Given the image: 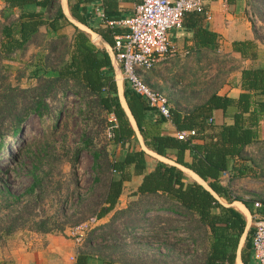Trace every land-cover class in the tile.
<instances>
[{
	"label": "trees",
	"instance_id": "trees-1",
	"mask_svg": "<svg viewBox=\"0 0 264 264\" xmlns=\"http://www.w3.org/2000/svg\"><path fill=\"white\" fill-rule=\"evenodd\" d=\"M66 1L69 18L96 34L112 48L113 36L122 32V27L118 25H107L108 22L119 20L115 15L116 1L100 0L101 18L90 13V6L95 5L98 0ZM204 12L203 9L200 13L187 14L203 21ZM259 21L262 22V19L259 18ZM66 25L72 26L62 13L58 0H2L0 62L7 60L16 51L24 50L30 43L34 44L39 38L41 42L35 47L42 53V57L40 64L35 67L33 87L16 91L8 86H0V150L5 148L2 145L3 135L8 132L11 136H17L23 120L29 114L37 117L50 115L48 99L55 96L56 90L64 94L73 87V92L77 95H80L79 90H82L86 98L90 97L103 112V128L109 131L107 144L117 146L120 156L119 160L115 159L114 154L108 155L105 147L98 149L91 146L85 134L82 149L74 152L72 160L76 159L80 150H86L91 156L93 182L99 184V199L92 212L93 218L98 220L112 212L122 192V184L131 177L138 176L140 181L129 197L163 199L159 206L141 208L140 221H146L144 215L153 211L168 212L193 220V223L203 229L207 238V250L200 264H233L244 229V218L232 207L220 205L196 182L185 183L182 172L173 166L153 160V167L147 170L145 153L139 148L136 149L135 144L131 146L135 131L120 106L115 74L107 52L91 42L90 34L75 26H72L73 31L69 37L61 33V29ZM42 28L43 33L40 31ZM253 35L256 40L263 41L254 30ZM192 39L195 40L196 47L202 49L200 54L203 57L211 56L213 64L218 63L216 58L220 55L229 61V55L217 52L216 35L206 27L194 29ZM232 50L243 59L256 58L252 41L232 43ZM229 73L231 72H222L224 75L220 77L215 88L186 110L177 106V100L183 95L178 98L181 94L177 92L168 100L161 93L167 100L169 112L165 120H168L177 132L194 131V135L184 140L176 139V132L173 135L163 133L161 117L148 106L144 98L134 94L124 81L121 92L145 148L160 157H166L167 150H173L175 164L190 170L206 183L211 192L223 198L227 196L225 188L218 182L220 173L231 171L237 177L244 176L247 170L240 166L235 167L232 161L240 158L245 146L258 137L264 140V67L240 70V93L236 99L216 95L217 89ZM4 78L3 74L0 75L1 80ZM183 92L194 96L189 89ZM255 92L261 95V100H253ZM19 93L25 96H18ZM215 110L229 115L231 123L220 126L212 124L211 116ZM38 183L39 180L34 176L30 193H35L34 188ZM245 207L250 212V206ZM128 208L116 211L115 214L128 213ZM213 210L216 211L212 212ZM250 233L252 229L246 235L244 245L239 251L242 264H252L251 252L248 249ZM188 236L191 237V234ZM94 238L93 231L87 235L83 244L77 248L72 264H117L107 257L86 250Z\"/></svg>",
	"mask_w": 264,
	"mask_h": 264
},
{
	"label": "rangeland",
	"instance_id": "rangeland-1",
	"mask_svg": "<svg viewBox=\"0 0 264 264\" xmlns=\"http://www.w3.org/2000/svg\"><path fill=\"white\" fill-rule=\"evenodd\" d=\"M244 4L247 20L264 39V0H244ZM40 31L43 33V28ZM61 33L69 37L72 29L68 27ZM35 41L0 62V75L5 76L0 79V86L18 91L35 85V67L42 57L35 47L41 42L40 38ZM91 42L103 48L93 37ZM221 56L216 58L218 63L213 64L209 55L206 62L182 70L179 83L174 85V90L181 94L178 98L183 95L177 100L181 110L214 89L225 73L237 69L235 59L229 56L227 62ZM116 77L119 79L118 74ZM188 89L194 96L183 92ZM74 90L71 87L64 94L56 90L55 96L48 99L50 115L29 114L17 136L8 132L3 135L0 251L28 241H37L39 245L67 244L64 247L73 244L77 250L93 231L95 238L86 250L117 264H200L207 250V238L193 220L153 211L144 215L146 221H140L141 208L159 206L163 203L160 197L139 199L129 197V193L121 197L115 209L105 217L93 218L99 184L93 182L91 156L86 150H80L72 160L74 152L82 149L84 134L91 146L105 147L110 156L115 155L118 148L107 144L109 131L103 128V112L82 90H79L80 95ZM18 96L25 95L19 93ZM247 151L243 156L249 159L253 175L247 172L242 178L223 180L230 199L240 203L249 199L264 200V142ZM34 176L40 183L34 188L35 193H30ZM127 207L128 213L115 214Z\"/></svg>",
	"mask_w": 264,
	"mask_h": 264
},
{
	"label": "crops",
	"instance_id": "crops-1",
	"mask_svg": "<svg viewBox=\"0 0 264 264\" xmlns=\"http://www.w3.org/2000/svg\"><path fill=\"white\" fill-rule=\"evenodd\" d=\"M117 7V17L119 20L129 17L134 12V7L137 4V0H115ZM60 9L67 20L81 31H84L92 36H97L94 33H91L85 27L73 22L67 13V1L58 0ZM101 3L100 0L90 6V13L93 16L101 18ZM203 9L209 18H206L203 21H200L198 17L190 16V14H184L182 17L181 27L179 29H171L168 31L169 43L175 48V54L162 63H159L148 71H141L139 74L144 81V83L165 95L169 100L177 94L174 90V85L179 83V78L182 76V70L187 69V67H195V65H200L205 61L206 56L200 54L201 50L199 47H196L195 40L192 39V33L194 29L206 27V29L216 35V48L218 53L227 54L233 59L239 62V67L234 72L232 71L227 76L224 83L217 89L216 95L224 96L231 99H236L240 93L239 89V76L241 69L248 68H258L264 67V39L263 41H258L253 35V25L247 20L245 15V4L244 0H203ZM16 12V11H15ZM116 20L115 22L119 21ZM114 22V21H113ZM108 25V23H107ZM115 25V24H112ZM70 25L64 26L61 31L65 32L68 27L72 29ZM111 26V25H108ZM125 31L122 28L123 33ZM71 34V33H70ZM98 37V36H97ZM241 41H252L255 45L256 58L254 60L243 59L237 52H233L232 43H237ZM116 83V82H115ZM122 92V82H120V93ZM120 99V95H119ZM253 100H261V95L258 92L253 93ZM169 105V103H168ZM170 108V107H169ZM162 124L161 128L163 133L173 135L177 132L174 126L168 121L161 118ZM212 124L220 126L223 124H230V116L223 115L220 110H215L211 116ZM189 131V130H182ZM264 142V140L258 137L254 142L245 146L243 149V155L246 154L247 150H252V147ZM135 144V148L141 149L145 153V163L147 165V170H150L153 167L154 163H150V159L154 161H159L167 165L173 166L179 169L183 174V181L190 182L194 181L207 190L211 196L222 206L232 207L234 210L238 211L241 216L244 218L245 224L243 233L239 239L238 250L233 264H242L239 251L244 245L245 237L248 235L251 228V221L254 217L264 219V200L262 201H236L235 199L231 200L227 187L223 185V180H230L237 176L234 175V172H222L220 173L218 182L225 188L227 198L218 197L216 194L211 192L205 182L199 179L195 174L190 170L177 165L174 163V151L167 150L166 157H160L147 148L142 143L141 137L137 132H135V138L131 146ZM241 156L240 158L232 161L234 162L235 167H242L246 169L248 175H253L252 167L248 164L249 159ZM115 159H120L119 150L117 149L116 154L114 155ZM247 172L244 176L247 175ZM251 172V174L249 173ZM243 176H238L237 178H242ZM140 181V177L135 176L122 184V192L118 198L126 197L127 194L134 191L136 186ZM253 202H258L259 207L254 208ZM245 205L250 206V212L246 209ZM239 206L243 210L239 209ZM213 210L212 212H215ZM251 237L252 233L248 236V249L251 252V261L252 264H256L253 259L252 249H251ZM67 245V244H65ZM64 244H48V245H39L37 241L34 243L32 241L23 242L22 244H16L8 249H3L0 251V264H72L76 254V249L73 244L68 245L67 247Z\"/></svg>",
	"mask_w": 264,
	"mask_h": 264
},
{
	"label": "built area",
	"instance_id": "built-area-1",
	"mask_svg": "<svg viewBox=\"0 0 264 264\" xmlns=\"http://www.w3.org/2000/svg\"><path fill=\"white\" fill-rule=\"evenodd\" d=\"M202 10L203 0H137L134 12L129 17L108 22V25L115 24L125 29L123 33L113 36L111 48L119 67L120 81L126 82L129 89L144 98L148 106L163 119L169 116L166 98L145 85L139 73L173 56L175 48L169 43L168 31L181 27L185 13H200ZM204 14L209 18L207 13ZM192 135L193 130L175 133L178 140ZM259 206L258 202H253L254 208ZM251 228L253 259L256 264H264V219L254 217ZM75 241L78 242V238Z\"/></svg>",
	"mask_w": 264,
	"mask_h": 264
},
{
	"label": "water",
	"instance_id": "water-1",
	"mask_svg": "<svg viewBox=\"0 0 264 264\" xmlns=\"http://www.w3.org/2000/svg\"><path fill=\"white\" fill-rule=\"evenodd\" d=\"M92 37H93V39H95L96 41H100V42L102 43V45H103V49L107 52V54H108V56H109V59H110L111 66H112V68H113V70H114V74H115V82H116V78H117L116 75L118 74V76H119L120 71H119V67H118V65H117V63H116V61H115V59H114V56H113V53H112L111 48H110L105 42H103V40H102L101 38H99V37H97V36H92ZM120 82H121V81H120V77H119V86H120ZM115 84H116V90H117V95H118V100H119L120 106H121L122 109L124 110V112H125V114H126L128 120H129V122H130L132 128H133L134 131L136 132V129H135L134 124H133V120H132V118H131V116H130V114H129V112H128L126 106H125V103H124L123 98H121L122 95H121L120 91H118L117 83H115ZM119 95H120V99H119ZM123 103H124V104H123Z\"/></svg>",
	"mask_w": 264,
	"mask_h": 264
},
{
	"label": "bare ground",
	"instance_id": "bare-ground-1",
	"mask_svg": "<svg viewBox=\"0 0 264 264\" xmlns=\"http://www.w3.org/2000/svg\"><path fill=\"white\" fill-rule=\"evenodd\" d=\"M116 83H117V88H118V91H120V86H119V79L118 77L116 78ZM122 98V97H121ZM124 104V103H123ZM239 209L243 210V208L241 206H239Z\"/></svg>",
	"mask_w": 264,
	"mask_h": 264
}]
</instances>
